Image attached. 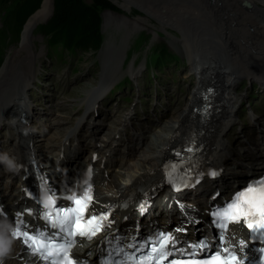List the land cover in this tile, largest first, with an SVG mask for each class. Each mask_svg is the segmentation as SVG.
Instances as JSON below:
<instances>
[{
  "label": "bare ground",
  "instance_id": "bare-ground-1",
  "mask_svg": "<svg viewBox=\"0 0 264 264\" xmlns=\"http://www.w3.org/2000/svg\"><path fill=\"white\" fill-rule=\"evenodd\" d=\"M121 1L123 6L130 11L135 8L146 11V14L141 17L145 22H152L154 26L165 31H178L180 35L174 38L170 37L169 41L187 57L191 71L193 70L196 76L193 91L188 96L185 94V97L182 96V98L180 96L177 98L174 114L165 123L168 136H161L158 141L162 140V144L159 147H151L147 150L148 154L143 155L149 161L146 170H143L140 176L133 178V180L131 179L133 185L126 188L129 194L118 200L124 203L123 208L117 210L119 215L123 216L121 213H126L129 209L132 210L134 205L141 199L139 197L141 193L150 194L152 186L157 185L161 181V176L166 170L163 167V163L166 158L170 157L169 149L172 150L176 144L184 142L194 133H197L198 128L199 130H204L202 140L205 145V159H208L212 165L216 166H227L229 164L231 142L225 138V135L228 124L238 111L236 109L238 94L233 91L235 89L234 81H236V75H249L253 78L264 80V0H247L252 5L250 8L244 7L241 3L242 0ZM53 8V0H43L40 9L25 26L22 34L23 45L9 54L8 60L1 67L0 119L2 118L3 108L7 110V106L13 108L11 110L13 112V121L18 118L24 107H30L29 100H25V92L15 89L13 74L18 71L20 73V70L16 69L19 65H24L28 71V68L30 70L34 68V58L38 56V53L35 55L33 47H31L33 43L31 23L36 18L38 19L37 22L47 18ZM201 33H212L217 37L221 35L222 40H225V44L216 45L210 43L209 47L211 49L204 51V47L200 45L201 38L197 36V34ZM202 43L204 42L202 41ZM214 47H223V51H219L220 49L213 50ZM206 54L212 55L214 58H206L208 56ZM106 66L120 68L118 65H112L111 63H106ZM135 67L130 69L131 74L138 71ZM21 68L24 69V67ZM110 75H115V72ZM211 83L217 86L216 99L219 105L212 119L202 123L198 117L192 115V110L195 106H199L202 90H205ZM189 89H187V93ZM91 92L92 90L89 91V93ZM103 92L104 88H99L95 93L93 90V94H90L89 97H92V99L96 97L97 99L99 94ZM48 101L52 103L51 99H48ZM90 101L91 98H88L89 105ZM13 104L17 106L13 107ZM139 126L142 127L143 124ZM56 128L57 134L65 132L61 131L59 127ZM81 140H84V133H81ZM236 142H240L239 138L236 139ZM245 173L248 174L250 172L246 171ZM228 177V175L225 176L226 179ZM203 185L204 183L195 190L186 192L183 195L184 199L195 202L197 197L204 192ZM231 185L238 191L247 186H240L238 180ZM155 192V190L152 191V193ZM166 197H168L166 190L161 191L154 198L155 204L165 207L158 201H164ZM172 216H177V212L174 209L170 212V217ZM0 242L7 245L6 250H0V264H40L34 257L28 256L19 242L11 239L3 230H0ZM20 256H24L26 262L20 260Z\"/></svg>",
  "mask_w": 264,
  "mask_h": 264
},
{
  "label": "rangeland",
  "instance_id": "rangeland-1",
  "mask_svg": "<svg viewBox=\"0 0 264 264\" xmlns=\"http://www.w3.org/2000/svg\"><path fill=\"white\" fill-rule=\"evenodd\" d=\"M112 1L117 6L116 10H101L103 43L100 48L80 52L77 55L66 53L62 60L57 58L56 54L49 53L46 36L41 32L42 24L50 19L54 9L47 18L38 22L36 18L31 23L33 39L31 47L38 56L34 58L33 69L28 68V71L24 65L16 67L24 71L20 73H26V78H23L25 81L21 82V88L15 89L25 92V100H28L29 96L37 112L36 117L42 119L44 123H50L51 116L48 113L57 107L67 116L77 112L79 114L81 100L87 91L92 90L99 83L101 74L108 78L112 77L114 84L118 85L127 74L132 73L130 69L134 66L139 71L132 74V82L125 80L111 96L105 97L99 107L100 114L94 115L92 120L97 118L103 122V114H107V119L115 116L120 120L123 117V111L128 112L130 109H132L131 115L137 111L141 117L149 115V120L152 121L159 118L166 119L174 113L177 98L185 97V94L188 96L193 91L196 76L193 70L191 71L190 62L169 41L170 37H177L180 33L174 30L165 31L154 26L152 22H145L141 18L146 14L144 10L135 8L130 11L123 6L121 0ZM14 6V2H0V51H5L0 52V74L1 67L8 60L9 54L23 45L22 34L25 26L38 11L27 20L21 34L15 40L13 35L15 33L9 26V17ZM197 36L201 38L200 45L204 47V51L210 50L211 44H225L221 35L217 37L212 33H201ZM218 49L223 51V47L213 48V50ZM206 58L214 57L208 55ZM106 63L116 64L121 69L115 66L107 67ZM113 72L115 75H110ZM20 73L18 71L13 74V79L16 76L18 78ZM238 75L234 81L233 91L238 94L236 108L239 109L226 130L227 138L232 144L235 142L234 137L229 135L231 131L243 129L245 125L264 122V80L249 75ZM27 84L30 86L26 92ZM56 85H60V88L57 89ZM188 88L190 89L187 93ZM48 99H51L52 103ZM130 99H134V102L128 104ZM255 109L259 111L258 114ZM258 115L259 119L256 120ZM76 118L77 116L75 120ZM255 129L262 128L260 126ZM3 135H7V132L1 131L0 136ZM240 141H246V137L240 138Z\"/></svg>",
  "mask_w": 264,
  "mask_h": 264
},
{
  "label": "snow or ice",
  "instance_id": "snow-or-ice-1",
  "mask_svg": "<svg viewBox=\"0 0 264 264\" xmlns=\"http://www.w3.org/2000/svg\"><path fill=\"white\" fill-rule=\"evenodd\" d=\"M209 174L215 176L216 172L212 171ZM56 199L58 198L53 200L54 212L42 211L40 213L47 224L56 229L54 233L49 234L47 230L42 233L35 228L28 231L25 229L22 219L14 218L16 226L12 230V236L22 240L27 248L34 253H38L44 259L63 255L66 258L63 264H77L70 252L76 237L92 239L98 235L103 230V220L110 213L85 215L92 200L88 188L85 189L82 195L74 194L67 198L71 202V206L60 207L56 204ZM141 209L143 210V201L141 202ZM26 211L29 214L32 212L31 209ZM214 215L219 220V223L216 224L219 229H226L229 222L242 221L250 233H264V179L253 182L241 192L236 193L231 201L217 210ZM15 216L22 217L23 213H16ZM62 236L63 238H61ZM223 239V236H214L215 245L206 239H202L198 243L189 245L194 250L189 252L175 247L168 249L167 245L175 246L176 240L167 232H159L156 233L155 237H150L147 243L141 241V244H144V249L138 257L139 264H152L153 261H155V264H161L166 259L169 260V264H245V259H242L236 250L219 247ZM252 239H255V237H252ZM239 245L241 248L247 246L246 241L243 239L239 241ZM6 247V243L0 242V250H6ZM214 247L216 250L213 252ZM201 249L204 250L207 258H193L201 256ZM173 253H175V256H173ZM133 259H136V257H133ZM53 264H56L54 259Z\"/></svg>",
  "mask_w": 264,
  "mask_h": 264
},
{
  "label": "trees",
  "instance_id": "trees-1",
  "mask_svg": "<svg viewBox=\"0 0 264 264\" xmlns=\"http://www.w3.org/2000/svg\"><path fill=\"white\" fill-rule=\"evenodd\" d=\"M0 2L15 3L9 26L18 37L27 20L40 9L43 0ZM53 4L54 12L41 28L50 54L77 55L100 48L103 43L101 10H116L117 6L112 0H53Z\"/></svg>",
  "mask_w": 264,
  "mask_h": 264
},
{
  "label": "water",
  "instance_id": "water-1",
  "mask_svg": "<svg viewBox=\"0 0 264 264\" xmlns=\"http://www.w3.org/2000/svg\"><path fill=\"white\" fill-rule=\"evenodd\" d=\"M242 5L244 7H246V8H250L252 6L251 3L249 1H247V0H243L242 1Z\"/></svg>",
  "mask_w": 264,
  "mask_h": 264
}]
</instances>
